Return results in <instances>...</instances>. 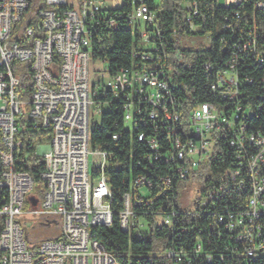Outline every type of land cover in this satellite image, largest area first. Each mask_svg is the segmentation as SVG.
<instances>
[{"label": "built area", "instance_id": "1", "mask_svg": "<svg viewBox=\"0 0 264 264\" xmlns=\"http://www.w3.org/2000/svg\"><path fill=\"white\" fill-rule=\"evenodd\" d=\"M212 1L228 10L246 0ZM159 8L158 0H0V264H121L90 237L93 228L112 224L109 171L136 163V174L126 179L118 222L123 233L142 239L145 216L151 215L158 226L173 224L178 213L173 208L165 213L162 207L173 206L179 185L192 180L217 153L218 141L235 150V161L223 171L220 184L194 206L223 203L227 187L240 190L248 184L250 194L237 209L223 205L220 214L208 213L203 224L179 232L218 235L224 230L228 241L240 246L230 252L233 256L241 255L247 263L264 258V127L251 129L249 123L263 108L230 104L240 99L241 81L252 83L240 80L237 66L251 59L264 65V36L260 42L250 32L232 37L228 62L210 85L224 105L206 102L189 109L169 83ZM181 9L184 26L172 29L173 36L198 29V0H183ZM253 9L264 13V0H254ZM239 16L240 11L225 15L222 30L229 31L230 18ZM117 27L131 34L135 62L114 72L108 65L103 72L107 81L96 92L89 76L92 48ZM14 65L28 71V97ZM203 68L210 70L208 64ZM260 83L264 85V77ZM91 110L99 115L98 124L92 123ZM110 110L120 112L128 138L112 134L114 151L108 143L93 148L92 126ZM20 121L30 131L49 134L48 142L33 152L43 165L39 200L31 195L36 183L16 166L22 149ZM134 144L138 147L133 150ZM139 206L151 211L139 216ZM53 218L60 221V236L31 243L24 231L29 222L49 228ZM165 256L173 264L186 257L190 264L191 256L211 262L198 237L190 257L173 248Z\"/></svg>", "mask_w": 264, "mask_h": 264}, {"label": "trees", "instance_id": "2", "mask_svg": "<svg viewBox=\"0 0 264 264\" xmlns=\"http://www.w3.org/2000/svg\"><path fill=\"white\" fill-rule=\"evenodd\" d=\"M160 3L159 27L161 29V41L164 43V51L168 60L169 83L173 91L184 106L189 109L198 104L211 102L223 106L224 102L217 99L210 91V85L217 73L224 70L233 38L242 33H252L260 42L264 36V13L253 9L254 0H246L244 4L235 9H222L214 4L212 0H198L200 14L197 18L198 29L196 32L186 36H208L210 41L206 45L198 43L195 47L180 50L177 39L181 36H173L171 30L182 29L184 26V12L181 9L183 0H158ZM233 11H240L238 20L230 18L229 31L222 30L225 15H232ZM133 38L123 28L117 27L109 32V37L100 44H94L92 48L93 59L106 61L111 72L121 68L130 67L135 61L132 56ZM246 60L237 66L240 80L252 79V83L241 81L240 99L232 101L231 106L240 104L242 106L261 105L263 110L260 115H254L249 119L250 128L253 126L264 127V85L260 83L264 77V65H256ZM208 64L210 70L203 68ZM14 74L22 78L26 94L30 92L32 85L26 67L23 69L14 65ZM21 122V121H20ZM18 123L19 131L17 137L22 140V149L19 154V161L16 163L18 169L26 172L36 183L40 184L39 174L43 169L41 158L33 155L34 149L39 144H46L49 140L48 132L43 133L30 131L21 122ZM115 133L128 134L123 130L120 112L112 110L103 112L99 125L92 126L91 145L93 148L102 147L108 143L114 151L110 136ZM133 145L132 149H137ZM219 150L208 158L196 170L192 181L199 183V198L206 196L207 192L220 184V176L223 171L235 161L236 152L229 149L222 142L218 141ZM136 163L133 161L126 170L109 171V185L111 190L110 209L113 220L110 227H96L91 230L90 237L96 240L107 252L112 254L121 264H173V261L165 256V251L170 248L183 250L186 255L194 248L196 238H200L201 248L204 254L211 255V262L206 263L201 257L194 261L191 256L190 264H264V258L252 260L247 263L241 255L233 256L230 252L240 246L228 241L226 232L210 234L206 230L199 233H180L179 229L185 226H192L196 222L203 224L212 214H220L223 205H229L237 209L246 202L250 194L248 184L240 190L227 187L222 193L223 203L197 207L192 210L181 211L176 202L173 206H163V212H169L173 208L178 213L175 221L169 227L154 224L151 215L145 216L147 230L142 239L135 238L134 234H125L120 230L118 214L122 210V195L127 188L126 179L136 174ZM243 179H246L243 177ZM176 196V192H175ZM153 207L152 210H156ZM136 214L141 216L144 212L151 211L150 207L139 206L135 208ZM190 213V215H187ZM210 213V215L208 214ZM241 253L240 251L238 252ZM190 257V256H189ZM187 257L179 264H187Z\"/></svg>", "mask_w": 264, "mask_h": 264}, {"label": "rangeland", "instance_id": "3", "mask_svg": "<svg viewBox=\"0 0 264 264\" xmlns=\"http://www.w3.org/2000/svg\"><path fill=\"white\" fill-rule=\"evenodd\" d=\"M70 1V0H69ZM222 3V1H221ZM74 9H77L75 6ZM180 50H184L186 48L195 47L198 43H204L208 44L210 39L208 36L201 37V36H186L183 35L177 39ZM108 66V63L103 60H90L89 64V76H90V85L91 86H97L96 92L100 91L102 88V83L107 81V76L104 72V69ZM99 86V87H98ZM25 100H28L26 98ZM23 115H29V109H24ZM92 117V123H99V115L94 113V110H91ZM22 122V121H21ZM20 122V124H21ZM23 123V122H22ZM201 188L199 183L189 180L188 182L182 183L178 187L177 191V197H176V204L177 207L181 211H187L192 210L194 207V204L199 198L198 190ZM31 195H33L37 200H39L42 196V187L38 184H35L33 191L31 192ZM58 218H53L51 225L49 228H45L40 226V222L33 220L30 221V228H25V236L28 237V240L31 243L38 244L41 241L45 240H53L60 236L61 233V227L59 224Z\"/></svg>", "mask_w": 264, "mask_h": 264}, {"label": "water", "instance_id": "4", "mask_svg": "<svg viewBox=\"0 0 264 264\" xmlns=\"http://www.w3.org/2000/svg\"><path fill=\"white\" fill-rule=\"evenodd\" d=\"M31 204L34 206L35 205V200H31Z\"/></svg>", "mask_w": 264, "mask_h": 264}]
</instances>
